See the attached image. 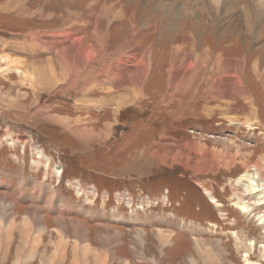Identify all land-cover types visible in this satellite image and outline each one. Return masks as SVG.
Returning a JSON list of instances; mask_svg holds the SVG:
<instances>
[{"label": "rangeland", "instance_id": "obj_1", "mask_svg": "<svg viewBox=\"0 0 264 264\" xmlns=\"http://www.w3.org/2000/svg\"><path fill=\"white\" fill-rule=\"evenodd\" d=\"M234 1L0 0L4 264H264V205H234L264 14Z\"/></svg>", "mask_w": 264, "mask_h": 264}, {"label": "bare ground", "instance_id": "obj_2", "mask_svg": "<svg viewBox=\"0 0 264 264\" xmlns=\"http://www.w3.org/2000/svg\"><path fill=\"white\" fill-rule=\"evenodd\" d=\"M236 3H238V2H236L234 0H223V7H231V6H233V4H236ZM245 5H246L245 9L247 12L246 16L251 15L252 17H258L259 15L262 16L264 14V0H262V2H261V0H247V2H245ZM218 8H219V6L217 7V9ZM244 13H245V11H244ZM13 62H14V60H13ZM254 71H255V69H254ZM46 72L49 73V76L52 79L53 74H55L54 70L47 69L46 71H43V73H46ZM39 73L40 74H38L37 77H41L40 75L42 74V72H39ZM59 77L62 80L61 76H59ZM257 167L258 166H256L255 169H257ZM258 171L259 172L251 171V173H249V172L244 173L242 178H241V186L244 185L243 188H245L247 190V193L246 192H243V193L239 192V196H240L239 201L237 203H234V205H238L240 210L245 212V213H246V210H251V209H254V207H256V206L264 205V193H263L264 192V177L261 174V170H258ZM255 172H257V173H255ZM209 194H210V192H209ZM209 194H208V196H209ZM211 198H212L211 199L212 202H213V199H216L215 196H212ZM215 203H216V201H215ZM218 205H220V203H218ZM249 245L253 246V242L250 241ZM262 246L264 247V244ZM246 256H247V254H246ZM77 264H79V263H77Z\"/></svg>", "mask_w": 264, "mask_h": 264}, {"label": "built area", "instance_id": "obj_3", "mask_svg": "<svg viewBox=\"0 0 264 264\" xmlns=\"http://www.w3.org/2000/svg\"><path fill=\"white\" fill-rule=\"evenodd\" d=\"M108 194V193H107ZM115 195V194H114ZM109 196V195H108ZM120 198L121 199H123L125 202H127V203H130V201L132 202V204H133V199H131L130 198V196H128V195H123V194H120ZM137 198V197H136ZM148 199H150V198H148ZM134 200H135V198H134Z\"/></svg>", "mask_w": 264, "mask_h": 264}, {"label": "crops", "instance_id": "obj_4", "mask_svg": "<svg viewBox=\"0 0 264 264\" xmlns=\"http://www.w3.org/2000/svg\"><path fill=\"white\" fill-rule=\"evenodd\" d=\"M0 264H4V260H3V262H2V259H0Z\"/></svg>", "mask_w": 264, "mask_h": 264}, {"label": "trees", "instance_id": "obj_5", "mask_svg": "<svg viewBox=\"0 0 264 264\" xmlns=\"http://www.w3.org/2000/svg\"><path fill=\"white\" fill-rule=\"evenodd\" d=\"M77 166H79V168L81 167L80 165H77ZM81 169H82L83 171H84V170H87V169H84L83 167H82Z\"/></svg>", "mask_w": 264, "mask_h": 264}]
</instances>
